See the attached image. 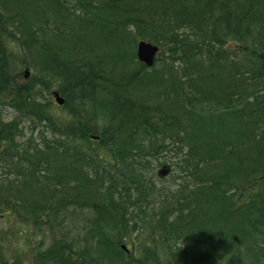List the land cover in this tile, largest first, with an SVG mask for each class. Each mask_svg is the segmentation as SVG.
<instances>
[{
	"label": "trees",
	"instance_id": "1",
	"mask_svg": "<svg viewBox=\"0 0 264 264\" xmlns=\"http://www.w3.org/2000/svg\"><path fill=\"white\" fill-rule=\"evenodd\" d=\"M151 3L152 0H0V100L20 104L15 106L17 111L31 122L51 126L49 122L58 120L52 114L51 103H38L33 86L18 85L14 68L22 61H16L18 55L13 48L7 49V45L16 43L19 55L29 56L33 67H37L38 84L46 90L52 81L60 84L58 93L65 98L63 106H55L62 110L60 119L82 124L79 134L70 137L90 147L87 155L69 149V142L45 144L41 149L32 146L28 152L19 153L13 143L16 127L0 119V142L8 148L0 157V170H8L7 161L17 170L11 180V171L0 177V264H91L88 247L75 250L60 238L43 248L33 234V229L48 223L64 203L44 207L48 194L61 192L70 179L80 183L87 175L83 164L89 161L115 162L126 168V172L107 177L110 196L105 201L115 204L100 218L105 222L108 257L121 252L117 244L120 233L134 230L136 224L145 229L150 244L160 243L164 253L161 259L150 260L146 259L147 253L134 259L135 264H256L264 255V0H244L238 10L227 8L225 0H179L178 10L169 12H155ZM172 11L176 16H171ZM149 14L156 15L159 27L152 17L145 18ZM70 21L68 31L63 25ZM192 22L201 33L197 34ZM127 26L137 28L143 33L141 39L162 48L155 60L169 53L170 58L188 69L201 62H196L195 57L202 55L212 63L232 66L231 58L237 50L247 57L246 69L237 72L234 67L230 71L233 76L226 73L214 79L216 99L208 107L201 106L197 97L203 96L209 103L210 87L202 92L195 84L202 83L205 73L194 81H184L189 87L188 95L182 98L186 104L176 97L175 86L172 112L162 102L169 97L160 93L156 95L157 103L149 105L132 98L126 90L143 80L146 67L142 64L124 83V78L112 74L116 61L112 60L106 69L102 58L82 55L66 45L68 36L87 38L84 42L109 38L117 41L118 33ZM254 33L257 37L252 42ZM229 40L235 48H224ZM102 98L107 101L109 118L98 127ZM95 134L100 135V140L91 144L90 135ZM142 135L159 137L161 150L166 139L178 138V151L183 152L181 166L190 168L191 185L179 191L188 195L182 199L172 197L174 201L164 199L159 208L168 205L167 212L158 215L155 210L148 215L150 202L142 197L143 190L150 188L148 184L143 187L142 181L145 164L138 137ZM61 153L71 157H61ZM94 177L87 183L97 188L102 179L96 173ZM119 184L123 186L120 192ZM22 191H30L36 198L25 200ZM114 194L120 202H135L138 209L123 213L112 199ZM181 201L188 210L181 208ZM148 218L152 222L156 218L155 223L146 224ZM132 222L134 226L129 225ZM95 226L100 231V223ZM177 241H181L179 246Z\"/></svg>",
	"mask_w": 264,
	"mask_h": 264
},
{
	"label": "rangeland",
	"instance_id": "2",
	"mask_svg": "<svg viewBox=\"0 0 264 264\" xmlns=\"http://www.w3.org/2000/svg\"><path fill=\"white\" fill-rule=\"evenodd\" d=\"M225 1L227 2V8L234 10H238L244 3V0ZM178 5L179 0H152L151 3V6L155 12H169L171 10H178ZM190 5L191 2H188L187 8H189ZM211 5L214 7L216 4L213 3ZM209 6V4L206 5V7ZM201 8H204V6H202ZM213 11L216 12V10ZM171 16H176L173 11L171 12ZM151 17L155 20V25L158 26L156 15H145V18H147L148 20ZM192 26L195 27V31H197V34L201 33L198 29H196V27L198 26L194 25V22H192ZM63 27L69 31V29L72 27L71 21L64 24ZM78 30L79 28L77 27L75 29V32L77 34L79 33ZM104 33H107L106 29L104 30ZM142 35L143 33H140V30H138L137 28H130L127 26L118 33L119 38L117 41L109 38L107 39V41H102L101 39H98V41H94L93 39H90L87 42H84V40H87V38L81 40L79 36H68V42L66 43V45L71 46L75 49V51H78L82 55L102 58L105 63L104 68L106 69L111 66L112 60L116 61L112 74L115 77L120 76V79L124 78L125 83L126 77L131 72H133L134 69L138 70L141 68V63L136 58V44L138 40H144L141 39ZM256 37L257 35L256 33H254L253 39L251 41L253 42ZM71 40H74L72 44H70ZM150 43L158 46L153 42ZM15 44H13L11 47L7 45V49L10 50L11 48H13L15 53L18 55L16 61H22L21 65L18 68H14V71H16L15 76L17 78L18 85L33 86V94L34 96L38 97V103H51L52 107H54L52 109V114H54L56 119H58H53L52 122H49L51 126H49L48 123L44 122H31L24 113L17 111L15 106H21L20 104H18L14 100H12L11 102H8L5 99L0 100V119L4 124L12 122L16 127L15 139L13 140V143L18 149L19 153L28 152L29 148L32 146H36L38 149H41L42 146H45V144L61 145L62 143L69 142V149H75V151H77L76 153L83 152L87 155L88 150L90 149L89 143L82 142L77 137L75 139L70 137L73 133L79 134V128L82 124L79 125L74 121L67 122L63 119H60L62 110H59L55 107L56 105L51 93L53 91H58L60 88V84H58V82L52 81L50 83L51 86L48 87V90H46L41 84H38L36 80L38 77L37 67H33L32 62H30L29 56L21 54V57L19 55L21 51L16 47ZM225 47L232 48L234 47V44L229 40L224 48ZM159 51L161 52L162 48L159 47ZM158 57L159 58L155 60L152 68H146V70L143 71V80L132 83L127 87L126 90L132 98L139 99L140 101L148 103L149 105L157 103L155 101L157 93L163 94L165 97H169L168 100L162 102L165 104L168 110H171L170 112H172L170 103L172 105L174 104L173 102L175 95L172 93L175 86L177 88L176 97L181 100L182 104H186V102L182 98L183 95H188L187 93H189V87L183 84L184 81H194V79L196 80V77L201 75L202 73L209 75V77H207L205 74L203 75L202 83H195L202 92L210 87L209 94L211 93V100L209 103L204 101L203 96L197 97L200 100L199 104L201 106L208 107L216 99L214 96L216 90L213 88L214 79H219L226 73L229 76H233V73H230V71L234 67H237L235 69V71L237 72L245 70V61L247 59V57L243 56L242 54L240 55L236 50L235 57L231 58L234 64L232 66H226L224 65L226 63L219 62L218 64H215L217 62L212 63L211 61H209V59H206V57L202 55H196V62L197 59L201 62L194 63L190 68L187 69L184 63H178L177 60L170 58L169 53H166L164 57L162 54ZM110 58L112 59L110 60ZM164 61H166L167 63L164 64ZM210 66L211 68L207 72V69ZM25 70L29 72L27 78H25L24 76ZM236 78L239 77L236 76ZM177 92H179V94H177ZM9 93L11 95L10 91ZM98 105L100 117L97 118L96 124L98 127H100L103 126L105 121L109 118V112L105 110L107 101L104 98L99 100ZM93 136L97 137V139L94 140L90 138L89 140L91 144H93L92 142L97 143L98 140H100L99 134H95ZM153 136L154 135L138 136L140 139V151L142 152V156L144 157L143 161L145 164V168L143 170L144 178L142 177V181L144 183L143 187H146L147 184L150 185V188L145 190L142 189L145 192V195L142 193V197L147 198V201L150 202L148 206V215L151 214L152 210H155L156 215H158L159 212H163L164 210H166L167 212L168 205L159 208V203H161L166 198L169 201H174L172 197H178L182 199V197H185L188 194L182 195L179 191L182 187L188 190V186L191 185V180L188 178L190 168L186 167L184 164L181 166L180 161L183 157V152L178 151V149L181 150V147L175 142L178 140V138L174 137L172 141L166 139L162 145L164 146V149L161 150V145L159 147V142L161 139L159 137L149 139ZM6 150H8L6 143L0 142V157L2 153H5ZM183 151H185V149ZM99 154L107 156L104 151H100ZM78 155L79 154H77V156ZM12 157L15 156L12 154ZM20 157L26 156L20 155ZM61 157H71V155L63 153ZM96 163L97 162L89 161L88 164H83L87 175L86 177H84L83 175L80 183H78L77 181H73L74 179H70V182L67 183V186L64 187L61 192H59V190H54L52 193L48 194L43 205L44 207H46V205L47 207H52L59 201L64 203L62 204V208L52 213L51 220L48 223H43L40 227L37 228V230L33 229L35 241L41 243L43 248L49 245V243L53 239L60 238L70 242L75 250L80 251L88 247L89 249H91V253H89V256L91 257V264H135L134 259H141L147 253L148 256L146 259H161L164 253V248L160 245L159 242H155L153 245L150 244L149 240H146L147 232L145 231V229L141 228V226H139L138 224H134V226V222L129 223V225L134 226V230L130 229L127 232L120 233L121 240H117L119 248L123 246L124 249H120V253H111L114 258L108 257L109 252L107 251L106 246L108 242H106V237L104 235L105 222H103L104 218L103 220L100 218L101 214H103L106 210H110L115 206V204L113 205L110 200L109 202L105 201V199L110 196V194L107 195L108 192L106 190V187L108 186L107 177L117 176L118 172H126V168L123 165L116 166L115 162H102L100 164L97 163L96 168L94 167ZM11 164L12 163L7 161L5 167L8 170L2 171L1 169L0 177H2L5 173L8 174V172L11 171L12 173L10 175V180L12 179V174H16L17 170L13 169V165L10 166ZM163 164L165 165L161 167V165ZM20 166L26 169V166ZM162 170L165 171V174L160 177L158 176V174ZM85 171H83V173ZM22 173L25 174L26 171L22 170ZM95 173L97 174L98 178L102 179V181L99 182L100 185L97 188H92V186L87 183V180H94ZM121 189H123V186L119 184L118 192H120ZM111 190L113 191V189ZM22 193V196H24L25 200H28L32 197L36 198V196H33L32 192L30 191H22ZM171 193L174 194L172 195ZM44 194L47 195L45 191ZM112 199L114 203H116V205H118L119 203L118 208L123 213L133 211L135 212L138 209V206L135 205V202H133V205H128L127 203L120 202V198L115 194ZM105 204H107V206H104ZM179 204L182 205V209H189V207L185 206L184 202L181 201ZM169 211L171 212V210ZM153 219L154 221L152 222L148 218L145 221L146 224L155 223L156 218ZM115 220H118L117 215H115ZM169 220H171V218ZM127 222L128 218L126 217L125 224ZM95 223H100V231L98 228H96ZM129 231H131L132 233L128 234ZM180 244L181 241H177L176 246H179ZM147 246H149L150 249L147 248ZM164 246H166V244H164ZM256 264H264V255L259 258Z\"/></svg>",
	"mask_w": 264,
	"mask_h": 264
},
{
	"label": "water",
	"instance_id": "3",
	"mask_svg": "<svg viewBox=\"0 0 264 264\" xmlns=\"http://www.w3.org/2000/svg\"><path fill=\"white\" fill-rule=\"evenodd\" d=\"M158 52H159V49L157 46H154L146 41L137 42V46H136L137 60L147 68H151L154 65L155 58ZM28 75H29V72L25 70L24 71L25 78H27ZM53 97H54L55 103L58 106H62L64 104V99L60 97L58 92H54ZM159 174L163 176L165 174V171L162 170L161 172H159ZM122 248L124 249L123 246Z\"/></svg>",
	"mask_w": 264,
	"mask_h": 264
}]
</instances>
